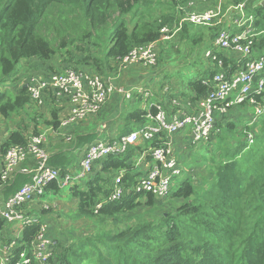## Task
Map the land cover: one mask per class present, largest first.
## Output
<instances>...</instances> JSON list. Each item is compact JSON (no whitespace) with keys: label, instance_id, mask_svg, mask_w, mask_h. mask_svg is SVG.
<instances>
[{"label":"trees","instance_id":"1","mask_svg":"<svg viewBox=\"0 0 264 264\" xmlns=\"http://www.w3.org/2000/svg\"><path fill=\"white\" fill-rule=\"evenodd\" d=\"M229 1L232 6L245 2V11L253 18V31H264V0ZM185 4V0H0V118L4 121L12 115L23 114L18 129L0 140V177L2 158L8 148L24 145L29 135L39 132V126L56 131L60 124L62 108L48 103V120L42 112L35 114L30 109L33 101L28 88L13 81L17 79L10 80L21 61L32 60L43 65L59 55L62 64L55 65L59 71L49 65L48 75L71 69L101 77L105 82L107 77L124 68L125 57L152 43L158 44L155 49L158 63L169 55L165 47L178 48V54L184 53L187 57L191 49L204 41L210 46L220 26L183 23L171 40L162 41L161 30H173L183 14L180 8ZM154 6H163L168 12L154 17ZM52 9H56V17L47 23ZM67 14L78 19L80 33L68 36L69 41L59 31L61 27L74 26L75 19L64 17ZM245 27L242 26V31ZM49 33L55 37L48 38ZM75 42L83 45L74 47L72 54L76 56L66 54ZM252 43L251 55L239 61L230 56L236 54L231 48L210 46L205 59L213 65L212 70L194 80L191 70L178 74L182 81H187L186 94L181 96L194 102L203 99L210 90V85L203 83L210 84L220 72L229 79L243 71L246 63L253 61V54H264L263 35L254 37ZM190 67L194 70L197 66ZM7 83L12 87H7ZM252 98L261 104L260 96ZM248 104L239 108L246 111ZM148 112L154 115L157 111L151 107ZM146 114L139 109L127 112L126 126L118 139L149 123ZM246 117L243 112L235 118L227 115L215 118L214 128L204 141L211 148V155L206 151L205 157L201 153L194 155L195 159L192 156L190 177L165 200L134 190L142 176L141 172H134L136 156L156 147L160 141L138 140L123 155L108 156L95 163L83 187L70 188V197L76 202L75 211L65 216L69 221L93 224L94 230L87 237L70 242L52 238L45 264H264V113L251 127L247 126L250 119ZM247 133L253 134L251 144ZM74 140L76 147L77 136ZM84 140L91 142L89 136ZM182 159L186 160L185 155ZM145 160L151 161L149 154ZM49 164L60 170L63 179L68 161L55 155ZM117 177H120L122 195L110 201ZM29 181L30 175L18 171L5 183L0 178V186L4 185L1 188L7 198ZM58 190L56 183L46 188L55 193ZM50 212L51 209H41L40 221L25 226L15 238L10 237L9 226L0 220V244L7 246L14 242L10 263L18 262L24 253L30 264H37L32 257V245L41 221ZM66 234L72 240V234Z\"/></svg>","mask_w":264,"mask_h":264},{"label":"built area","instance_id":"2","mask_svg":"<svg viewBox=\"0 0 264 264\" xmlns=\"http://www.w3.org/2000/svg\"><path fill=\"white\" fill-rule=\"evenodd\" d=\"M191 1L185 0L186 4L180 8L183 14L173 30L167 28L161 30V33L164 34L162 41L171 40L180 31L183 23L213 27L220 24L225 13L233 14L234 11L240 13L236 23L246 27L238 35H234L226 29L220 30L214 38V48H231L241 57L248 58L251 55L252 39L259 35L264 36V31L258 34L253 31L252 16L244 18L245 2L235 6L230 5L223 11V0H217L214 8L196 11L193 10ZM243 41L244 43H241ZM155 49L156 44L152 43L144 49L133 51L124 58V68L121 69L138 64L148 68L155 67L157 64ZM206 56H209V52L206 53ZM255 78H257L256 82L254 81ZM203 84L205 86L210 85V90L205 98L195 102L196 105L192 111L184 113L177 110L175 115L168 117L162 108L156 107L157 112L154 115L149 112L145 115L149 123L129 135L111 142L90 144L85 149L83 158L78 165L79 172L74 175L70 174L71 171L67 172L63 179H61L60 170L49 164L50 154L46 149L47 133L52 129L29 135L26 143L22 146L8 148L2 158L3 169L0 177L2 183L9 181L13 174L18 171L30 175V181L13 195L0 199V220L7 225H22L21 232L25 226L38 223L40 219L39 214L36 215L35 213L37 210L55 209V205H50L49 202L45 201L48 193L46 188L50 184L56 183L59 189L71 185L75 181L77 183L72 186L77 185L80 181L88 179L95 163L108 156L123 155L127 152V148L137 143L139 139L155 140L160 141V143L143 153L150 155L152 164L137 180L134 190L152 193L159 199L168 196L171 192L172 180L182 174L173 150V137L176 134L188 128L190 142L195 145L209 138L215 125L216 115H223L232 107L248 102L254 108L255 118L264 113V54L246 63L243 71L234 73L229 79L225 77L224 72H220L212 78L210 84ZM25 86L28 88L31 100L37 107L44 105V95L48 93L55 94L56 97L60 96L63 101L67 102L69 107L67 113L60 119L59 127L56 130L58 133L88 117L98 115L112 94H119L127 100L131 97V93L123 87H114L110 83L104 82L101 77L86 75L71 69L53 73L45 79H32ZM254 95L261 97V104L253 100L252 96ZM253 140V134L248 133V143L251 144ZM65 141L70 143L71 138L66 137ZM143 154L136 163L139 170L144 160ZM24 163H29V166L20 169ZM119 181L120 177L114 181L113 190L109 197L110 201H116L122 195ZM43 223L41 221L39 234L32 245V257L37 264L46 263L50 256V245L52 244V241L46 236L47 225ZM13 247L14 242L7 246H0V264H30V259L24 253L20 254L18 262L10 263V253Z\"/></svg>","mask_w":264,"mask_h":264},{"label":"crops","instance_id":"3","mask_svg":"<svg viewBox=\"0 0 264 264\" xmlns=\"http://www.w3.org/2000/svg\"><path fill=\"white\" fill-rule=\"evenodd\" d=\"M192 6H193V10L196 11H203L207 8H212L214 5L217 4V0H192ZM230 5V1L229 0H223L222 6L223 8H227ZM237 21V17L235 16V14H228V17L224 20H222L220 22L219 25L217 26H213V27H218L220 26L219 30H228L231 31L232 33H238L242 30V26L239 25L238 23H236ZM212 27V28H213ZM256 34H258L260 31L255 29ZM262 35L257 36L258 38L261 37ZM214 41V40H213ZM217 49V48H216ZM259 55L262 54H253L251 56V58H257ZM230 56H233V60L234 61H239L240 59H242V57L239 54H230ZM30 61V60H29ZM28 66L30 67L28 70H33L36 72V74H32L30 75L28 78H26L23 82H21V78L19 77V83L24 85H27L32 79H45L48 76V73L46 71L47 66L42 65L41 62H37V61H30V63H28ZM145 67L142 68V66L140 67V65H133L129 68L126 69L125 75H111L109 77H107L105 79V81L107 83H110L112 86H119V87H124L126 91L128 92H132V96L133 98H137L136 102L133 104L134 106H132V103H130L124 96H119V94H112L115 99H113V101L111 103L106 102L102 111L96 115V116H92V117H88L87 119H85L84 121L77 123L76 125H73L71 127H68L66 129H64V131H61V133H58L57 131L51 130L48 134V140H47V145H46V149L50 154V158L55 156V155H59L62 160H67L68 161V166L66 168V173L70 172L76 165L78 166L81 159L83 158L85 149L93 143H97V142H111L113 140L118 139L120 133L125 129V122L123 120V110L125 111V109L123 108H127L128 105H123L124 103H122V98L124 100H126L129 104V108L132 110L138 109V106L141 105V102L138 101V97H142L143 95H145L147 97V99L149 100L152 95H151V88L156 89L157 91V87L154 86L153 84L155 83V81L157 80V78L160 76V72L159 69H155V68H148V69H144ZM158 71V75L152 77V75L154 74V71ZM186 72V71H185ZM173 77V78H172ZM171 80L168 81L169 83L166 82L165 79L163 82L160 83H156L159 88V92H160V97H161V91H165L168 89L167 86L170 87V90H173V93H168L167 95H164L163 97L160 98L163 99L162 102L155 100L154 98H151L153 101L151 102L150 100V104L148 106V110L151 107H154L156 109V107H160L162 108L166 115L168 117H171L173 115H175V112L177 110H181L184 113H189L190 111L193 110V108L196 105V101H191L190 98L188 99L187 97H182L181 94L185 93V89H186V83L187 81L184 79L183 81L181 80L182 78L179 77V75H173L171 76ZM142 82L143 84V89H141L139 87L140 83ZM18 83V84H19ZM139 88V89H136ZM131 90H135L134 92ZM139 90L141 92H139ZM111 95V96H112ZM110 96V97H111ZM58 97V98H57ZM55 94L52 93H48L44 95V106H43V113L46 115V119L48 120L50 118L49 116V109L48 103H51L56 107V108H62V111L60 110L59 112V119H61L68 110V104L66 101H63V99L60 98V96H57ZM109 97V98H110ZM47 98V100H46ZM108 98V100H109ZM249 107H246V109L252 107L250 104H248ZM240 106L237 107H232L231 109L228 110L227 113L223 114V115H216L217 117H222L227 115L230 118H235L241 114H243V110L241 108H239ZM134 108V109H133ZM253 108V107H252ZM148 110L146 111L148 113ZM130 112V111H127ZM246 114L247 117L246 119H250L247 123V126L251 127L253 125V122H255L258 118H255V111L253 108V114L254 116H251V114L248 112V110H246ZM10 119H8L9 121ZM49 130L52 128H43L42 126L38 127V131L40 132L41 130ZM189 129H185L184 131L176 134L173 137V150L174 153L177 157L178 160V164L181 162L185 163L186 160L182 159V152H185V158L189 159V155L190 153L188 152V150H185V147H189L191 144L190 142V137H189ZM248 134V133H247ZM246 134V135H247ZM90 135H94L97 137V140H94L90 143H85L86 140H84V138L90 136ZM7 136V134H1L0 135V140L1 138L4 140V138ZM77 136V146L75 147L73 145L74 137L76 138ZM125 136V135H124ZM66 137H70L71 138V142L67 143L65 141ZM142 139H139V141H141ZM186 140V143H185ZM73 141V142H72ZM138 141V143H139ZM81 142V145H80ZM185 144L184 148H179V147H183ZM144 160L143 163L141 165V168L138 172H141L143 174V172L147 171L148 168L151 166V161H146V155L143 154ZM27 166H29V163H24L20 169L23 168H27ZM189 171L187 172H191L190 167L188 168ZM83 187V185L81 186ZM50 192V191H48ZM53 192V191H51ZM6 197L3 194V189L0 188V199H5ZM71 204L73 202H75V200L71 197ZM50 205H55V203H50ZM76 204V202H75ZM53 210V209H52ZM37 212L39 214V211H36V215ZM40 215V214H39ZM46 220V218H45ZM45 220H42V222H44L43 224L47 225V232L46 235L49 236L52 240V238H56L58 239L57 235L60 237L63 236V234L58 231L57 234H54L56 232L54 227L50 226V223H45ZM11 226L12 229H9V235L12 238V232H16L18 226L17 225H8ZM14 226H17V228L15 229ZM62 228V227H61ZM12 231V232H11ZM55 231V232H54ZM21 233V232H20ZM20 235V234H19ZM18 235V236H19ZM56 235V236H54ZM59 240V239H58ZM0 246H3L0 244Z\"/></svg>","mask_w":264,"mask_h":264},{"label":"rangeland","instance_id":"4","mask_svg":"<svg viewBox=\"0 0 264 264\" xmlns=\"http://www.w3.org/2000/svg\"><path fill=\"white\" fill-rule=\"evenodd\" d=\"M215 6L216 5H214L212 8H214ZM227 8H223V6H222L223 11H225ZM208 9H210V8H207L206 10H208ZM167 12H168V10L166 8H164L163 6H159V7L154 6L153 16L154 17H158L162 13H167ZM55 14H57L56 9H52L50 11V15L47 17V23L50 22V20H51L52 17H56ZM233 14H235V16L237 18L240 17V13L237 12V11H234ZM243 15H244V18L245 19L249 17V15L246 13L245 9L243 11ZM71 16L72 15H68L67 14L64 17H69L71 20L75 19L74 26H71L70 28H68V27L67 28L66 27H61V29L59 30L60 32H62V33H64L66 35V36H64V38L66 39V41H69V37L68 36L75 37L76 35H79L80 34L79 31H78V29H77V23L79 21H78L77 18H74V17H71ZM227 17H228V14L225 13L223 15L221 21L223 19L225 20ZM200 27H202V26H200ZM229 32L232 33L231 31H229ZM240 32L233 33V34H240ZM54 35H55L54 33H49L48 38H54L55 37ZM204 42H205L204 44H199V45L195 46L193 49H191V51L187 55V57L185 56L184 53L178 54L179 53L178 52L179 51L178 48L177 49H175V48L174 49H171L170 47H165L164 48L168 52L169 55L167 57H165L162 62H160V63L157 62V64H156L155 67H152V69L153 68L159 69V71H161V72H160V76L157 78V80L153 84L154 86L157 87V91L154 88H151V90H150L151 91V95H152L151 98H154L155 100L159 101L160 98L163 97L164 95H167L168 93H173V90H170V87L167 86L168 89L165 90V91H161V97L159 96L160 95L159 88H158L159 85H157L156 83L163 82L164 80H162V77H166L165 80H166L167 83H169L168 81H170L173 78V77L171 78V76L177 75V74H181V73H184L185 71L191 70V72L193 74L192 80H194L199 74H204L205 72L212 70L213 65L211 64L210 61H208V60L205 59V53L209 50V47L210 46L214 48L213 41L211 43L209 42V45L210 46H208V42L207 41H204ZM71 45H73V48H70L69 47L70 49H67L68 48L67 47L66 49L68 50V52H66V54H69V55H70V53L72 54L73 51H74V47H77L78 45H81V44L75 42L74 44H71ZM81 46H83V45H81ZM189 46H190V44H189ZM157 47H158V44H156V48ZM72 55L73 56H76L74 54H72ZM61 59H62V57L58 55L57 57H53L50 61L46 62L43 65H45V66L53 65L55 67L56 63L57 62L60 63ZM30 61H32V60H30ZM30 61L29 60L21 61L15 67L14 73L11 75L10 80L12 78L18 80L19 77H20L21 78V82H23L30 75L36 74L35 71L28 70L30 68L28 66V63H30ZM60 64H62V63H60ZM190 65H196L197 67L194 68V70H193L190 67ZM144 69H148V68H144ZM55 70L56 71H59V68L58 67H55ZM125 72H126V69H121V70H118L117 71V74L116 75L117 76L118 75L119 76L120 75H125ZM155 75L156 76L158 75V71L157 70L154 71V74L152 75V77H154ZM168 77H170V79H168ZM13 81L19 83L16 80H13ZM7 87L11 88L12 86L11 85H8V83H7ZM139 87L141 89H143L142 82L140 83ZM136 89H139V88H136ZM131 91L134 92L135 90H131ZM130 93H131V97H130V99H128V101L130 103H132V106H134L133 104L136 102L137 98L136 97L133 98L132 92H130ZM114 96L112 95L109 98V100H107V102L109 101V103H111L113 101V99H115ZM151 98L149 100L152 102L153 100ZM121 100H122V103H124L123 105H126V106L128 105L127 108L126 107L123 108V109H125V111L123 110L124 113L122 114L123 115V120H124V117L126 116L127 111H131V109L129 108V104H128V102L126 100H124L123 98ZM149 100L147 99V97L145 95H143L142 97H138V101L141 102V105L138 106V109L139 110L147 111L148 110V106L150 104V101ZM162 100L163 99H161L160 102H162ZM43 106L37 107L33 103L32 108H30V109L35 114L37 112H42L43 113V111H42ZM247 110L251 114V116H254V114H253V108L252 107L248 108ZM244 112L246 113V111H244ZM22 116H23V114H21L20 116L12 115V118L9 121L7 119H5L4 121H2L3 119L0 118V135L3 134V133L9 135L10 132H11V130L18 129V127H19V120H20V118ZM243 119L247 122V120L245 118H243ZM136 129H137V127L134 128V130H136ZM45 130L46 129L41 130L40 132H43ZM89 137H90L91 142L94 141V140H97V137L94 136V135H90ZM185 143H186V140H185ZM184 147H185V144H184L183 147H179V148L182 149ZM185 150H188V152L190 153L189 159L186 158V162L185 163H183V162H181V164L179 163V168L182 170V174H181V176L176 177V178H174L172 180L171 192L176 191L178 189L179 185L181 184V182L185 178L190 177L191 174L189 172H187V171H189L188 168L191 166V161H192L191 160V157L193 156L194 159L197 158L194 155H196L198 153H201V156H204L205 157L206 155L204 153H206V151L209 154L211 152V148H208V145L205 142H201V143L196 144V145H190L188 148L185 147L184 151ZM181 155H185V152H182ZM140 157H141V155H138L135 158V164H134L135 169H134V172H136V171L138 172V170H139L138 166H136V163L140 159ZM78 172H79V167L76 165L71 170V173L70 174L71 175H74V174H77ZM204 173L205 172H203V174ZM85 181H87V179H85L83 181H80L77 185L82 186V185H84ZM75 183H77V181H75L73 184H75ZM73 184L68 185V186H65V187H62L56 193L50 191V192L47 193V195L45 197V201L56 204L54 211L51 209V212L46 216L47 218L45 220V223H50V226L55 228L56 232L54 231L55 232L54 234H57L58 231H60L63 234L62 237L61 236L59 237L57 235L59 241H62V242L74 241L75 240L74 238L81 237V236L85 238L88 235H90V233H92V231L94 230L92 228V225L93 224L86 223V222L81 223V222L69 221L66 218L67 215L70 216L75 211V202H73L72 204L70 203L71 202V200H70L71 199V197H70V187ZM166 197L163 198V199L165 200ZM160 200H162V199H160ZM37 211H39V210H37ZM17 226H18V228H17ZM17 226H14L15 229L17 228V231L16 232H12L11 231L14 238L17 237L20 234L21 230H22V225L17 224ZM9 228L12 229L11 226H9ZM94 228H96V226H94ZM66 233L72 234V236H73V237L71 236L72 237V240H71L70 236L67 237V234ZM54 236H56V235H54ZM47 237L51 240V238L49 236H47ZM1 245L6 246L3 243H1Z\"/></svg>","mask_w":264,"mask_h":264},{"label":"water","instance_id":"5","mask_svg":"<svg viewBox=\"0 0 264 264\" xmlns=\"http://www.w3.org/2000/svg\"><path fill=\"white\" fill-rule=\"evenodd\" d=\"M262 4L264 5V2H263ZM23 87H24V88H26V86H25V85H24Z\"/></svg>","mask_w":264,"mask_h":264}]
</instances>
